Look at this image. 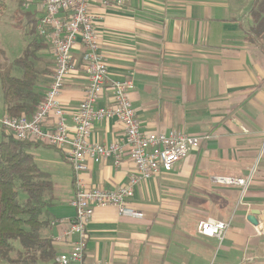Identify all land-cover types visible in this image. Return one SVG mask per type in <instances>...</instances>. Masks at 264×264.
<instances>
[{
	"label": "crops",
	"instance_id": "obj_1",
	"mask_svg": "<svg viewBox=\"0 0 264 264\" xmlns=\"http://www.w3.org/2000/svg\"><path fill=\"white\" fill-rule=\"evenodd\" d=\"M254 2L130 0L123 8L93 4L108 81L133 80L130 99L142 130H179L210 139L171 173L162 172L135 189L129 207L142 217L121 215L115 207L95 210L88 225L87 264H264V39L252 35ZM27 12L36 24L38 9ZM73 55L76 70L60 96L68 111L79 107L87 85L80 43ZM36 62L46 92L54 70L50 50H39ZM111 102L108 85L98 106ZM53 126L51 119L47 128ZM124 129L114 119L95 122L93 143H118L123 154L119 167L113 157L101 163L88 159L89 170L80 175L88 187L115 190L128 182L134 164ZM29 152L54 186L49 223L41 234L53 241L58 257L77 239L65 235L76 215V173L67 160L68 148L44 144ZM251 174L244 193L242 187L213 180ZM254 210L261 214L258 227L248 220ZM207 220L229 223L222 242L199 235L198 225Z\"/></svg>",
	"mask_w": 264,
	"mask_h": 264
},
{
	"label": "built area",
	"instance_id": "obj_2",
	"mask_svg": "<svg viewBox=\"0 0 264 264\" xmlns=\"http://www.w3.org/2000/svg\"><path fill=\"white\" fill-rule=\"evenodd\" d=\"M25 11L38 9L35 24L37 37L45 43L54 58V70L44 101L32 116L0 119L5 131L19 141L39 142L56 149L68 148L67 160L76 173L75 195L72 206L75 217L69 222L66 238L76 236L69 252L60 253L58 264H87L88 225L97 208L115 207L121 215L142 217L129 207L135 189L163 173H171L185 160L192 150L201 147L210 135L193 136L183 131L148 133L142 130L130 93L132 79L109 82L108 66L100 49V36L96 30L97 16L92 6L98 2L101 8H123L130 0H18ZM84 47L83 70L87 78L84 99L74 111H68L60 103V96L67 77L76 70L73 50L77 44ZM110 85L111 105L98 106L105 89ZM53 128H47L49 120ZM70 119V122H69ZM117 120L124 125L125 143L134 164L126 185L115 190L88 187L80 175L89 170L88 159L101 163L113 157L115 167L121 165L122 147L116 143L110 147L93 143L95 122ZM253 174L246 178L215 177L221 185L242 187L243 193L253 181ZM229 223L217 220L201 222L197 231L205 238L222 242L229 230ZM61 238L57 239L59 242ZM108 264V263H96Z\"/></svg>",
	"mask_w": 264,
	"mask_h": 264
},
{
	"label": "trees",
	"instance_id": "obj_3",
	"mask_svg": "<svg viewBox=\"0 0 264 264\" xmlns=\"http://www.w3.org/2000/svg\"><path fill=\"white\" fill-rule=\"evenodd\" d=\"M254 3L251 16L255 26L251 31L254 39L262 40L264 0ZM19 4L22 6L21 1ZM5 9L6 0H0V13ZM33 38L31 47L23 57L14 60L10 67L0 68L5 114L11 118L32 116L46 94L43 89L46 81L40 79L43 71L37 68L36 60L37 52L49 47L37 37L35 30ZM13 69L20 76L14 75ZM52 76L53 71L51 79ZM40 145L44 144L19 141L13 135L3 133L0 142V262L58 264L53 241L41 234L49 223V196L54 186L49 175L40 171L34 156L29 152ZM14 253L17 258L12 257Z\"/></svg>",
	"mask_w": 264,
	"mask_h": 264
},
{
	"label": "rangeland",
	"instance_id": "obj_4",
	"mask_svg": "<svg viewBox=\"0 0 264 264\" xmlns=\"http://www.w3.org/2000/svg\"><path fill=\"white\" fill-rule=\"evenodd\" d=\"M27 12L20 6L18 0H6V9L0 13V68L5 69L12 66L14 60L22 57L24 50L31 47L34 34V26ZM32 49V48H31ZM13 74L20 76L16 69ZM0 80V119L3 118L2 88ZM3 133L8 134L0 123V142ZM13 258H17V254H12ZM0 264H9L1 261Z\"/></svg>",
	"mask_w": 264,
	"mask_h": 264
},
{
	"label": "water",
	"instance_id": "obj_5",
	"mask_svg": "<svg viewBox=\"0 0 264 264\" xmlns=\"http://www.w3.org/2000/svg\"><path fill=\"white\" fill-rule=\"evenodd\" d=\"M259 216H261V214L258 211L254 210L252 211L251 215L248 217V220L253 226L258 227L260 226V221L258 219Z\"/></svg>",
	"mask_w": 264,
	"mask_h": 264
}]
</instances>
